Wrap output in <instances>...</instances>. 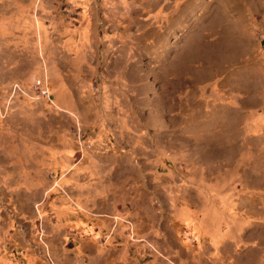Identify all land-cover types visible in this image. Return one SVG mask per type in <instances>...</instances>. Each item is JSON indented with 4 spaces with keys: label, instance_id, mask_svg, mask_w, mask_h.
<instances>
[{
    "label": "rangeland",
    "instance_id": "obj_1",
    "mask_svg": "<svg viewBox=\"0 0 264 264\" xmlns=\"http://www.w3.org/2000/svg\"><path fill=\"white\" fill-rule=\"evenodd\" d=\"M0 264H264V0H0Z\"/></svg>",
    "mask_w": 264,
    "mask_h": 264
},
{
    "label": "built area",
    "instance_id": "obj_2",
    "mask_svg": "<svg viewBox=\"0 0 264 264\" xmlns=\"http://www.w3.org/2000/svg\"><path fill=\"white\" fill-rule=\"evenodd\" d=\"M33 87H34V90H35L37 93H39V94H45V93H46V91L44 90V88H43V86H42L40 80L36 81V82L34 83Z\"/></svg>",
    "mask_w": 264,
    "mask_h": 264
}]
</instances>
